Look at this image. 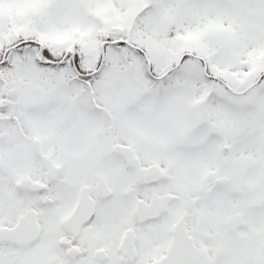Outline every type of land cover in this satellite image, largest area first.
Wrapping results in <instances>:
<instances>
[{"label": "snow or ice", "instance_id": "1", "mask_svg": "<svg viewBox=\"0 0 264 264\" xmlns=\"http://www.w3.org/2000/svg\"><path fill=\"white\" fill-rule=\"evenodd\" d=\"M0 264H264V0H0Z\"/></svg>", "mask_w": 264, "mask_h": 264}]
</instances>
